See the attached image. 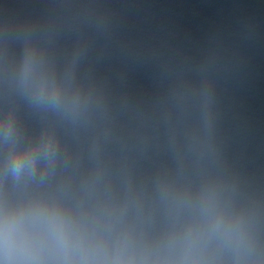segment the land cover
Segmentation results:
<instances>
[{"label":"clouds","instance_id":"9594fccd","mask_svg":"<svg viewBox=\"0 0 264 264\" xmlns=\"http://www.w3.org/2000/svg\"><path fill=\"white\" fill-rule=\"evenodd\" d=\"M0 264H264V0H0Z\"/></svg>","mask_w":264,"mask_h":264}]
</instances>
